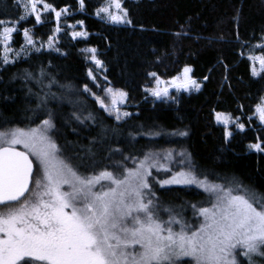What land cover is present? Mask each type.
Wrapping results in <instances>:
<instances>
[{
	"label": "trees",
	"instance_id": "trees-1",
	"mask_svg": "<svg viewBox=\"0 0 264 264\" xmlns=\"http://www.w3.org/2000/svg\"><path fill=\"white\" fill-rule=\"evenodd\" d=\"M46 2L57 10L67 7L68 14L58 33L50 11L41 13L40 24L34 16L16 24L10 46L19 55L14 63L0 61V131L49 120L60 154L82 174L117 175L118 165L133 166L125 157L152 154L171 169L153 168L157 181L191 165L200 179L232 188L238 181L264 196V152L249 148L257 142L264 147V124L256 113L264 101V72L253 75L248 58L264 55L257 47L264 44V0H123L131 24L97 16L105 0H84L83 8L79 0ZM23 14L17 0H0V20L15 22ZM24 29L35 42L29 49ZM79 31L87 37H73ZM91 48L102 66L91 58ZM189 66L199 91L172 92L162 100L145 91L154 84L151 73L170 79ZM107 88L127 93L124 110L130 115L117 120L100 107L96 97ZM217 113L230 114L245 129L235 127L227 137ZM152 177L159 217L169 219L164 209H171L177 220L196 227L202 218L198 209L210 203L205 190L196 184L161 187ZM237 258L248 264L247 258ZM252 264H264V256L253 254Z\"/></svg>",
	"mask_w": 264,
	"mask_h": 264
},
{
	"label": "snow or ice",
	"instance_id": "snow-or-ice-1",
	"mask_svg": "<svg viewBox=\"0 0 264 264\" xmlns=\"http://www.w3.org/2000/svg\"><path fill=\"white\" fill-rule=\"evenodd\" d=\"M79 3L83 8L84 0ZM17 4L24 10L17 21L0 20V61L4 64L14 63L9 53L14 51L10 43L17 32L16 24L30 16L40 24L42 11H50L55 14L58 33L61 15L68 14L67 7L57 10L46 0H17ZM101 14L115 24L132 23L123 0H105L96 12L97 16ZM72 35L87 37L84 31ZM23 36L26 44H35L28 29L23 30ZM52 39L49 37V48L53 47ZM257 47L264 50V44ZM87 51L92 53L96 65L102 66L96 49ZM248 58L253 61V75H259L256 61L264 72V55ZM191 71L185 67L182 75L171 81L156 78V87L145 91L158 98L168 97L169 87L199 91L201 85L190 77ZM88 75L95 79L91 70ZM150 75L156 77V73ZM85 91L91 90L85 85ZM105 91L111 96V108L100 97H96L97 102L105 111L116 112L119 120L118 104L126 100L127 93L112 88ZM256 113L264 122V101L256 106ZM216 118L225 125L235 123L230 114L217 113ZM53 127L49 120H44L42 127L0 131V264H240L238 255L252 264L253 254L264 256V196L238 181L235 188L226 189L207 177L200 179L191 165H187V171H177L157 181L152 177L153 168L165 172L171 169L161 165L152 154L143 159L125 157V161L131 159L133 166L118 165L122 172L117 175L106 170L97 175H80L61 157L59 146L48 135ZM236 127L240 131L245 129L243 123H236ZM226 136L231 137L232 132L226 131ZM17 145L25 151L18 150ZM249 148L264 152L260 142L250 144ZM30 157L36 160L35 172ZM170 157L171 153L166 159ZM149 177L161 187L196 184L214 195L216 202L198 209L203 219L196 227L177 220L171 209H164L170 215L162 220ZM101 181H108V185H101ZM97 185H101L99 190ZM64 186L69 190H63ZM173 225H179V230L174 231Z\"/></svg>",
	"mask_w": 264,
	"mask_h": 264
},
{
	"label": "rangeland",
	"instance_id": "rangeland-1",
	"mask_svg": "<svg viewBox=\"0 0 264 264\" xmlns=\"http://www.w3.org/2000/svg\"><path fill=\"white\" fill-rule=\"evenodd\" d=\"M41 9L43 8V5L42 4H40V5H38ZM43 12V11H42ZM66 15H64V14H62L61 15V18H60V22H59V24L62 22V19L65 17ZM102 16H103V14H102ZM54 17H55V14H54ZM78 28V27H81V25L80 24H78V25H73V29H75V28ZM79 32H81V31H79ZM11 44V43H10ZM27 46V49H29L30 47H32L33 45H26ZM11 47V46H10ZM12 48V47H11ZM13 49V48H12ZM14 50V49H13ZM16 55V52L15 51H13V52H11V53H9V57H10V59L12 60L13 59V57ZM255 67H256V70H257V72H261L260 71V66H259V62L258 61H256L255 62ZM189 68H191L192 69V67H190L189 66ZM182 73H183V71L179 74V75H182ZM189 75H190V77L192 78V79H194L193 78V76H192V71L189 73ZM178 76V75H177ZM156 78H159V79H161V80H164V81H171L172 80V78H170V79H162V78H160V77H158V76H156V77H154V84H153V86L151 87V88H155L156 87V84H155V79ZM196 80V79H195ZM197 81V80H196ZM198 82V81H197ZM199 84H200V82H198ZM201 85V84H200ZM200 89H201V87H200ZM114 91H116V89H113ZM120 91V90H119ZM172 92H176V93H182V92H184V93H192V92H196V90L195 89H193V90H190V91H185V90H177V89H175V88H171V87H169V95L172 93ZM149 93V95L150 96H152L151 95V93L150 92H148ZM152 97H154V98H156L157 100H162V99H166V98H168V97H164V98H158V97H155V96H152ZM101 99H103L104 100V103L106 104V105H108V107L109 108H111V96L105 91V95L102 97H100ZM117 99H119V97H117ZM126 100H124L123 102H121V103H119L118 104V107H119V110H120V112H119V114H120V116L122 117V116H124L123 114L125 113V106H126ZM110 113V112H109ZM111 114H114L115 116L117 115V113L116 112H111ZM258 115V114H257ZM258 118H259V116H258ZM216 119V122L217 123H220V124H222L223 126H225L226 127V131H230V130H232L233 128H235L236 127V124L235 123H230V124H228V125H225L223 122H220V121H218L217 120V118H215ZM260 120V119H259ZM260 122H261V120H260ZM262 124H264V122H261ZM38 127H42V125H40V126H38ZM36 128V127H35ZM48 135L49 136H51V138L55 141V139H54V136H53V133H52V129L51 130H49V132H48ZM56 142V141H55ZM57 144V143H56ZM17 148L18 149H21V150H23V151H25V149H23V146L22 145H17ZM61 155V154H60ZM61 157L64 159V157L61 155ZM32 159H33V162H34V164L36 165V160H35V158L34 157H31ZM65 160V159H64ZM73 168H75L74 166H73ZM183 169H179V171H182ZM183 171H187V170H183ZM80 175H85V176H91L90 174H82V173H80V172H78ZM94 175H97V174H94ZM213 183V182H212ZM101 185H104L105 187L108 185V181H101ZM101 185H97L96 186V190H99V188L101 187ZM189 185V184H188ZM218 185H220V184H218ZM224 186V185H223ZM31 188H32V186H31ZM202 188V187H201ZM225 188L227 189L228 187H226L225 186ZM63 190H65V191H68L69 189H68V186H64V189ZM206 194L207 195H209V197H210V203H209V207H211V205H212V203H215L216 202V198H215V196L214 195H212V196H210V194L208 193V192H206ZM235 194V193H234ZM28 195V194H27ZM26 195V196H27ZM202 219H203V217L197 222V226H198V223L200 222V221H202ZM176 228H179V227H175V226H173V230L175 231V229Z\"/></svg>",
	"mask_w": 264,
	"mask_h": 264
},
{
	"label": "water",
	"instance_id": "water-1",
	"mask_svg": "<svg viewBox=\"0 0 264 264\" xmlns=\"http://www.w3.org/2000/svg\"><path fill=\"white\" fill-rule=\"evenodd\" d=\"M17 149H18V148H17ZM18 150H21V149H18ZM21 151H23V150H21ZM30 158H31V157H30ZM33 164H34V162H33ZM34 172H35V164H34ZM31 186H32V185L30 184V186H29L30 189H31ZM25 195H27V193H26Z\"/></svg>",
	"mask_w": 264,
	"mask_h": 264
}]
</instances>
